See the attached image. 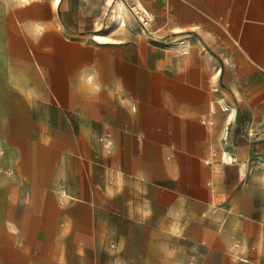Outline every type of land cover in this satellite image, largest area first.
<instances>
[{
	"label": "crops",
	"instance_id": "0c3cea01",
	"mask_svg": "<svg viewBox=\"0 0 264 264\" xmlns=\"http://www.w3.org/2000/svg\"><path fill=\"white\" fill-rule=\"evenodd\" d=\"M137 1L0 0V264L186 263L260 183L264 0Z\"/></svg>",
	"mask_w": 264,
	"mask_h": 264
},
{
	"label": "rangeland",
	"instance_id": "374dc122",
	"mask_svg": "<svg viewBox=\"0 0 264 264\" xmlns=\"http://www.w3.org/2000/svg\"><path fill=\"white\" fill-rule=\"evenodd\" d=\"M113 7L114 5L110 8L106 6L105 9L109 25L112 17L120 13ZM234 111L233 109L230 114ZM220 157L223 161L230 159L229 156ZM257 175L261 181L258 184L250 183L247 196L240 195L233 203L222 200L216 203L213 211L204 215L206 222L213 216V227L202 230V235L195 237L198 241L193 246L191 255L189 243L181 241L180 258L186 259V263L178 264H264V169ZM233 207L238 210L236 214L240 218L229 232L226 215Z\"/></svg>",
	"mask_w": 264,
	"mask_h": 264
},
{
	"label": "built area",
	"instance_id": "2783aa9c",
	"mask_svg": "<svg viewBox=\"0 0 264 264\" xmlns=\"http://www.w3.org/2000/svg\"><path fill=\"white\" fill-rule=\"evenodd\" d=\"M116 3H120L123 7H119L120 13L112 17L111 22L116 25H124L125 15L123 11H127L132 15L141 25L143 31H148L152 23L153 17L148 9H146L137 0H106L105 5L110 8ZM111 145V142H108Z\"/></svg>",
	"mask_w": 264,
	"mask_h": 264
},
{
	"label": "bare ground",
	"instance_id": "6f19581e",
	"mask_svg": "<svg viewBox=\"0 0 264 264\" xmlns=\"http://www.w3.org/2000/svg\"><path fill=\"white\" fill-rule=\"evenodd\" d=\"M120 4V3H119ZM121 5V4H120ZM123 7V6H122Z\"/></svg>",
	"mask_w": 264,
	"mask_h": 264
}]
</instances>
